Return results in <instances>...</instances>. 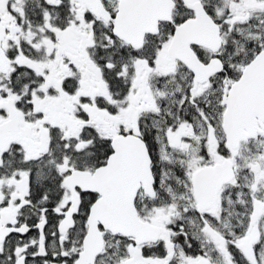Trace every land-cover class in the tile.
<instances>
[{
  "label": "snow or ice",
  "instance_id": "6c2138e0",
  "mask_svg": "<svg viewBox=\"0 0 264 264\" xmlns=\"http://www.w3.org/2000/svg\"><path fill=\"white\" fill-rule=\"evenodd\" d=\"M0 264H264V0H0Z\"/></svg>",
  "mask_w": 264,
  "mask_h": 264
}]
</instances>
